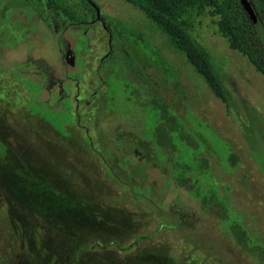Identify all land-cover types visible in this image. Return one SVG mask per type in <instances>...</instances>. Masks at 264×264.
<instances>
[{
  "label": "rangeland",
  "instance_id": "374dc122",
  "mask_svg": "<svg viewBox=\"0 0 264 264\" xmlns=\"http://www.w3.org/2000/svg\"><path fill=\"white\" fill-rule=\"evenodd\" d=\"M19 1L0 0V141L7 145L11 162L15 163L12 157L16 154L63 193L68 210H61L54 202L45 207L42 203L35 207L36 201L27 205L6 186L10 180L1 179V264H255L251 253L264 261V77L241 53L228 47L211 16H200L190 32L222 71L231 106L216 98L182 53L137 7L124 0H86L98 14L90 24H72L46 5L49 26L35 21L32 9ZM104 18L117 20L126 30L141 31L179 73L184 92L178 95V111L192 113H185L184 118L191 121L193 136L198 137L194 139L196 146H190L183 157L189 160L193 153L203 152L210 160L213 181L228 188L229 207L241 215L255 241L246 252L236 248L218 228L217 208L204 211L187 198L185 186L167 189L161 207L150 201L149 192H133L134 184L120 165L121 143H115L120 133L116 130L119 124L141 120L142 100L147 97L145 85L133 86L119 75L121 71L110 70L112 61L124 63L122 44L140 60L138 66L145 69L147 78L163 89L165 99L172 101L174 88L162 80L156 65L147 67L144 63L149 64L148 60L141 62L144 56L137 44L119 45L114 37L116 27L107 25ZM58 21L69 24L63 27ZM64 43L67 54H62ZM106 55L111 58L110 68L98 63ZM117 63L114 68H119ZM42 64L54 76L51 84L49 78L46 80L47 92L42 88L45 81L37 77L44 73ZM99 74L104 87L98 88L94 98L88 97L98 108L88 120L103 158L83 142L81 128L84 131L90 123L83 119L81 127L76 126L82 117L77 110L90 107L84 100L94 88L89 80L95 82ZM64 76L65 95L58 86ZM78 81L81 99L67 92V86ZM103 97L106 102L99 108ZM136 126L140 135L141 125ZM123 135L121 142L131 134L125 131ZM139 143H133L129 150L139 160L151 161V177L160 170L165 172L163 165L153 162L149 144ZM231 152L237 158L234 164L229 160ZM125 155L127 165L134 156ZM2 165L0 162V168ZM111 170L110 176L107 172ZM21 177L19 171L18 179ZM160 186L158 182L156 187ZM73 202L81 203V210ZM178 202L186 205L180 207ZM37 208L46 210L44 217ZM138 235L148 239L127 251L114 245L125 246ZM95 243L97 246L90 248ZM104 244L108 246L101 248Z\"/></svg>",
  "mask_w": 264,
  "mask_h": 264
},
{
  "label": "trees",
  "instance_id": "16d2710c",
  "mask_svg": "<svg viewBox=\"0 0 264 264\" xmlns=\"http://www.w3.org/2000/svg\"><path fill=\"white\" fill-rule=\"evenodd\" d=\"M124 1L137 7L146 19L152 22L166 36L172 47L182 53L183 59L185 58L186 62L193 69L192 71L201 77L213 95L223 103L225 102L227 104L226 106H231L232 104L229 101V90L223 80L222 71L213 60L208 49L190 32L194 29L196 21H198L200 16L203 14L211 16L217 32L226 40L228 47L241 53L248 63L264 77V0H247L253 9L256 18L255 23L244 10L239 0ZM19 2L24 8L32 9L33 13L31 17L35 21H40L43 25L47 26L50 24L47 22L48 14L45 9L46 5L52 8V10H56L61 16H66L67 20L72 24H90L86 22L88 15L91 14V17L94 16V9L86 0H81L80 3L71 2L70 0H20ZM104 21L107 25L113 24V27H116L114 37L120 41L119 45L123 42L137 44L144 56V60L141 62L144 63L148 60L149 64L144 63L147 67L152 64L156 65V69L162 72V80L174 88L172 101L165 99L163 89L159 90V86L157 84L155 85L150 78H147L145 69L143 70L142 67L138 66L140 60H137V57H133L131 51L128 48L126 49V46L122 44V54L125 53V56L122 57L124 63L120 64L112 61V68L110 70L112 72H114L113 70L121 71L119 75L124 78L126 77V80L133 86L141 87L145 85L144 89L147 97V99L143 98L142 100L141 111L144 114L141 120H138V118L131 120L132 123L130 125L128 123H124V125L119 124V131L116 130L120 133L118 138L116 136L118 140L113 138V135L111 137L113 141L114 139L116 140L115 143H121L119 154L121 155L122 163L120 165H122L121 168L125 171V177L130 178L129 181L134 184L132 186L133 192L136 194H144V191L149 192L150 201L155 202L157 206L161 207L164 204L163 200L167 189L173 190L175 186H185L187 198L198 203L204 211L212 207L217 208L218 217L216 218V223L218 228L227 234L236 248L246 252L249 247L253 246L255 241L246 231L241 215H238L234 209L232 210L229 207L227 202L228 188H222L221 185L213 181L214 177L211 175L212 166L209 163L210 160L203 155V152L193 153L189 157V160L183 157V153L190 146L192 148L196 146L194 139L198 137L193 136L191 121L184 118L185 113H189L190 111L183 109V114H180L178 111V97L184 92L182 84L177 77L179 73H176L169 65L168 60L158 53L155 45L145 40L141 35V31L138 33L129 29L126 30V28L122 27V24L112 18L108 20L104 18ZM150 50H153L154 53H150ZM98 63L105 67L111 61L106 63V59H104L103 63L99 60ZM116 63L120 65L119 68H114ZM179 67L177 66V71ZM89 81L88 84L91 85L92 83L94 88L84 97V100L87 101L88 97L94 98L98 94V88L104 87L100 76L95 78V82L93 80ZM98 84L102 86L98 87ZM67 92L69 95H72L71 97L83 98L80 95L79 81L73 86L69 84V87L67 86ZM133 93L139 96V91L136 93L134 90ZM104 96L106 97V92ZM105 102L106 98L104 99L103 97L102 101L98 102L99 108ZM88 106L90 107L87 110H77L82 114V117L78 120L76 126L80 128L83 119L88 121V124L90 123L88 127L84 128V131L81 128L83 132L82 138L85 137L83 138V142H86L87 147L93 154L101 157L103 154L100 149H97V143H95L91 135L92 122L88 120L89 114L98 108L94 106L93 100L91 102L88 101ZM195 118L198 119L197 117ZM139 124L141 125L140 135L139 129L136 126ZM122 126L125 128L121 129ZM125 131L131 135L127 140L121 142L119 139H122L124 136L123 132ZM142 142L149 144L153 152V162H159L163 165L166 170L165 172L160 170L157 173H152L157 175L151 177L150 169L152 168L148 169L151 161L147 158L139 160L138 155L129 150V147L133 143L141 144ZM9 154L7 145L0 141V162L3 163L0 168V172H3L0 180H6L7 178L10 180L9 185L6 186L10 187L11 193L16 195L18 200L20 199L23 203L27 202V205H31L32 201H36L38 204L35 207H38L41 203L45 207L47 204L54 202L61 210H68L65 198H63V193L60 190L53 187L41 172L32 168L16 154H13L12 157L15 163L11 162L9 160ZM125 154L134 156L127 165L124 162L125 158H123L127 157ZM229 160L233 164L237 160L232 152L230 153ZM5 165L8 169H5ZM153 169L156 168L153 167ZM19 171L22 172V177L18 179ZM107 173L111 176L112 170ZM154 181H156V184ZM158 182L161 183L160 187H156ZM159 191L162 194H159ZM178 203L180 207L186 205L181 202ZM74 205H78L77 208L81 210V203L75 202ZM43 208L41 210L37 208L38 213L42 217L46 214V210ZM178 208L176 207V209ZM144 239H148V236L138 235L131 243L125 246H120L116 242L114 245L121 251H127L132 249L134 245H138ZM202 244L205 243L202 242ZM95 246H97L96 243L90 246V248ZM107 246L108 244H104L101 248H106ZM251 255L252 257L250 259L255 264H264V261L257 256L255 257L252 253ZM1 260L2 258H0Z\"/></svg>",
  "mask_w": 264,
  "mask_h": 264
},
{
  "label": "flooded vegetation",
  "instance_id": "af4514ba",
  "mask_svg": "<svg viewBox=\"0 0 264 264\" xmlns=\"http://www.w3.org/2000/svg\"><path fill=\"white\" fill-rule=\"evenodd\" d=\"M93 9H94V16H92L91 17V14H89L88 15V19L86 20V22L87 23H91V22H93V21H95L96 19H97V17H98V15H97V11L95 10L96 8L95 7H92ZM63 17V16H62ZM94 17V18H93ZM58 23H61L62 24V22L61 21H58ZM69 24V22L68 21H66V23L65 24H62V26L63 27H65L66 25H68ZM77 24V23H76ZM53 26H55V29H56V27H57V25H53ZM57 30V29H56ZM65 49H67L66 48V46H65V43L63 44V54H67V50H65ZM71 51H72V49H71ZM66 52V53H65ZM73 52V51H72ZM89 53V51L87 52V53H85V57H86V55ZM84 57V58H85ZM104 59H106V63H109L110 61H111V58H109L108 57V55H106V57H100L99 58V61L100 62H102L103 63V61H104ZM36 61V60H35ZM34 61V62H35ZM63 62V61H62ZM75 64V63H74ZM106 66V65H105ZM42 71H44V73H43V75H41V76H37L38 78H41L42 80H44L45 82V87H43L42 86V88L44 89V90H46V92L47 91H49V88H47V84H46V80H47V78H49V80H50V84L52 83V79H51V77H54V76H51L50 75V70H49V68H48V66H46V65H43L42 64ZM84 71V70H83ZM38 72H39V70H38ZM67 74H65V76H66ZM65 76L64 77H62L61 78V80L59 81V91H60V93L61 92H63V95H65V90H64V87H63V83H64V78H65ZM99 76H101V75H99Z\"/></svg>",
  "mask_w": 264,
  "mask_h": 264
},
{
  "label": "water",
  "instance_id": "95a60500",
  "mask_svg": "<svg viewBox=\"0 0 264 264\" xmlns=\"http://www.w3.org/2000/svg\"><path fill=\"white\" fill-rule=\"evenodd\" d=\"M239 1L242 4L244 10L247 12V14L249 15V17L251 18V20L255 23L256 18H255L253 9L251 8L249 2L247 0H239Z\"/></svg>",
  "mask_w": 264,
  "mask_h": 264
}]
</instances>
